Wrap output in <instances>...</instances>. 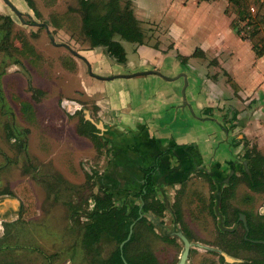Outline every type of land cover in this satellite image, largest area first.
I'll list each match as a JSON object with an SVG mask.
<instances>
[{
    "label": "rangeland",
    "instance_id": "rangeland-1",
    "mask_svg": "<svg viewBox=\"0 0 264 264\" xmlns=\"http://www.w3.org/2000/svg\"><path fill=\"white\" fill-rule=\"evenodd\" d=\"M24 2L27 6L16 7L30 24L7 4L9 15L0 14V199L13 200L18 213L1 234L0 264H102L117 244L102 234L90 249L84 228L95 210V197L105 193L102 189L114 194L116 206L141 205L124 191L133 188L135 160L117 159L120 150L131 159L135 152L121 148L119 135L115 140L106 132L95 98L84 89L89 75L85 62L53 45L47 30L32 24H47L56 43L68 44L80 54L92 49L81 0ZM260 4L252 0L255 13ZM229 16L231 21L236 17ZM247 22L242 20L241 27ZM115 40L122 39L116 35ZM124 44L132 54V44ZM119 185L123 188L118 190ZM236 188L231 211L264 215V193L251 190L244 181ZM210 196L207 175L196 173L181 192L185 225H174L169 210L167 220L148 214V222L138 228L141 247L148 242L159 264H178L184 244L176 233L182 231L194 245L187 264H223L214 252L215 239L220 241L219 219L210 212ZM235 250L239 264L262 257L256 248Z\"/></svg>",
    "mask_w": 264,
    "mask_h": 264
},
{
    "label": "crops",
    "instance_id": "crops-1",
    "mask_svg": "<svg viewBox=\"0 0 264 264\" xmlns=\"http://www.w3.org/2000/svg\"><path fill=\"white\" fill-rule=\"evenodd\" d=\"M10 1L27 6L22 0ZM132 1L145 39L143 44L131 43L132 54L127 41L120 40L127 63L117 64L103 48L81 55L99 76L159 70L173 80L146 75L103 81L89 74L84 89L95 98L106 132L115 140L119 135L121 148L135 152L134 159L122 150L117 157L135 160L131 167L138 173L130 175L131 186L143 183L142 167H152L160 153L178 145L174 156L161 159L155 173L160 195L171 206L182 183L188 184L198 171L213 174L216 183L235 172L247 153L244 139L264 154V57H257L250 42L230 28L227 0ZM0 14L9 15L2 0ZM229 78L238 85L237 92ZM14 203L0 199L1 218L15 213ZM219 228L235 231L237 226L224 224V230L219 223ZM217 243L215 239L213 245Z\"/></svg>",
    "mask_w": 264,
    "mask_h": 264
},
{
    "label": "trees",
    "instance_id": "trees-1",
    "mask_svg": "<svg viewBox=\"0 0 264 264\" xmlns=\"http://www.w3.org/2000/svg\"><path fill=\"white\" fill-rule=\"evenodd\" d=\"M227 1L226 13L236 16L230 23V28L243 39L250 42L252 50L257 57H264V0H261L260 7L256 13L252 8V0ZM123 2H125V6H123ZM28 4L33 9L29 1ZM81 6L85 12L84 26L91 48H105L106 54L114 62L120 65L126 64L128 61L126 50L121 42L115 40V36L119 35L122 40L137 44H143L145 39L141 23L134 13L133 1L81 0ZM7 20L12 22L10 17ZM242 20L248 21L244 27H241ZM244 34L248 35V37L244 36ZM228 82L236 92L239 90L238 85L231 78H229ZM93 133L92 137L95 140L97 135L95 131ZM244 143L247 150L245 160L236 165V171L231 177L229 184L224 183L220 205V213L224 217L225 227H232L234 224H238V227L235 231H222L219 228L218 233L220 236H218L220 241L214 246L219 247L232 257H237L235 251L238 249L235 250V248H245L247 250L256 248L261 252L262 257L259 260H253L249 264H264V244L253 242L264 241V215L256 217L238 208H234L231 211L232 201L236 198V187L240 181L246 182L251 190L264 193V154L256 146L251 147L247 139H244ZM177 149L178 145H174L160 153L152 167L144 169L142 167L143 183L136 184L133 188L127 187L124 189L127 193L133 194L134 200L136 198L140 200V206H132L133 208H130L131 205L126 203L116 206L111 200L114 194L108 189H102L105 193L102 192L95 197V210L90 215V221L84 228V241L91 249L97 244L99 237L104 234L117 244L110 258L107 261H103L102 264H159L148 242L141 247L143 239L138 233V228L148 222L146 215L152 214L158 219H163L165 212L168 211L169 207L166 206L165 200L159 195V188L155 183V173L161 159L164 156H174ZM244 161L248 162L250 174L245 169ZM201 172L207 175L210 181V212L218 219L219 216L215 207L217 206L216 193L219 185L224 181L216 183L210 173L207 171ZM186 185V182L182 183L175 201L169 209L178 225H185L181 192ZM241 214L246 215L248 230L244 223L240 221ZM133 224V234L128 240ZM160 226H164L163 221L160 222ZM155 229L156 226L151 224V232H154ZM186 236L188 235L186 234ZM238 236L240 237V243L237 242ZM122 244L124 245L121 248ZM220 259L223 264H226L223 256L220 255Z\"/></svg>",
    "mask_w": 264,
    "mask_h": 264
},
{
    "label": "water",
    "instance_id": "water-1",
    "mask_svg": "<svg viewBox=\"0 0 264 264\" xmlns=\"http://www.w3.org/2000/svg\"><path fill=\"white\" fill-rule=\"evenodd\" d=\"M3 1L16 13V15L22 20V22H24V19H23L24 15H23V13L20 12L18 10V8L10 0H3ZM24 23L25 24H30V23H27V22H24ZM32 24L35 25V26L44 27L47 30V32L49 34V37H50V40H51V42H52L53 45L58 46V47L63 46L65 48H67L74 56H76L77 58L83 60L87 64V66H88L90 76H92L93 78H96V79H99V80H103V81H109V80H114V79H118V78H133V77H137V76L158 75V76L164 78L167 81H172L173 80L172 78H169V77L163 75L159 70H151V71H148V72H138V73L127 74V75H115V76H111V77L99 76V75L95 74L92 71V67L90 66V64L88 63V61L79 52L73 50L68 44H64V43L63 44H58V43H56L55 36L50 31V28H49V26L47 24H45V23H36V22L35 23H32ZM181 76L184 77L185 80H186V75L185 74H182ZM186 84H187V81H186ZM186 84H185V88L183 90V96H184L185 104H186V87H187ZM98 127L101 128L102 125H98ZM244 166H245V169H246L247 173L250 174V171H249V168H248V162L247 161L244 162ZM234 173L235 172L232 171L231 172V175L224 181V183L229 184L230 179L234 175ZM211 176H213V174H211ZM224 183H221L219 185L218 191L216 193V198H217L216 211L218 212V214L220 216V226H221V228L224 229V230H226V228H224V217L220 213L221 194H222V188H223ZM165 202H166V205L168 207L169 206L168 199L165 198ZM240 221H242L244 223L245 227L248 230V222H247L246 215L241 214ZM133 228H134V224L131 226L128 240L131 238V236L133 234ZM176 235L178 236V238L184 244V250L182 252V255L180 257V260H179V263L178 264H187L188 259H189V256H190V253H191V249L193 248L194 245H193V243L188 239V237L182 231H178L176 233ZM253 242L256 243V244H264V241H253ZM123 245L124 244H122L121 248L123 247ZM214 251H218L220 253V255L224 257L225 261L228 264H235V263H240L241 262L240 260H237L234 257L228 255L223 250L214 249Z\"/></svg>",
    "mask_w": 264,
    "mask_h": 264
},
{
    "label": "flooded vegetation",
    "instance_id": "flooded-vegetation-1",
    "mask_svg": "<svg viewBox=\"0 0 264 264\" xmlns=\"http://www.w3.org/2000/svg\"><path fill=\"white\" fill-rule=\"evenodd\" d=\"M63 47V46H61ZM65 48V47H64ZM201 173V171H198V173ZM10 195V194H8ZM15 213L14 214H7L8 216L4 217V218H1L0 217V231L2 230L3 231V235H5L4 231H5V227H7V225H10L11 223H13L14 221H16V219L14 218L16 215H18V213L16 212V210L14 211ZM1 216V215H0ZM10 218H13L12 220ZM237 227H238V224H235ZM1 240V239H0ZM4 248V247H3Z\"/></svg>",
    "mask_w": 264,
    "mask_h": 264
}]
</instances>
